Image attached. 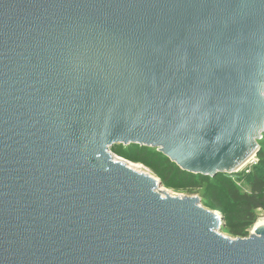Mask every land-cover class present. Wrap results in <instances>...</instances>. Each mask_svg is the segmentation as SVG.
Listing matches in <instances>:
<instances>
[{"label":"water","instance_id":"95a60500","mask_svg":"<svg viewBox=\"0 0 264 264\" xmlns=\"http://www.w3.org/2000/svg\"><path fill=\"white\" fill-rule=\"evenodd\" d=\"M263 135L264 0H0V264H264L114 155L215 178Z\"/></svg>","mask_w":264,"mask_h":264},{"label":"trees","instance_id":"16d2710c","mask_svg":"<svg viewBox=\"0 0 264 264\" xmlns=\"http://www.w3.org/2000/svg\"><path fill=\"white\" fill-rule=\"evenodd\" d=\"M259 143V163L247 173L249 192H243L230 178V174L212 178L185 172L156 148L130 145L125 147V152L119 147L114 152L146 165L166 186L182 185L181 188L191 194L200 193L204 206L223 214L228 232L245 238L249 236L248 229L258 222V211L264 210V135Z\"/></svg>","mask_w":264,"mask_h":264},{"label":"rangeland","instance_id":"374dc122","mask_svg":"<svg viewBox=\"0 0 264 264\" xmlns=\"http://www.w3.org/2000/svg\"><path fill=\"white\" fill-rule=\"evenodd\" d=\"M119 148L121 150H123L124 152L127 150V148H125V146H122ZM114 155H116V157L120 158L121 160H125L126 162H128L129 164H131L134 168H136L137 170L139 171H144V172H148L152 175H154L155 177H158L150 168H148L146 165L142 164V163H137V162H134V161H131L129 159H126L124 158L123 156L117 154L116 152H114ZM259 163V158L257 157V160L254 164L252 165H249L247 168H245L244 170H241L240 172L238 173H235V174H232L230 175V178L237 184V186L239 188H241V190L243 192H249L250 191V184H249V178L247 177V173H249L250 171L254 170L256 165ZM228 175V174H227ZM159 178V177H158ZM160 179V178H159ZM161 180V179H160ZM162 181V180H161ZM163 183V182H162ZM182 185H178L176 187H169V186H166L164 185L163 183V187H162V191L163 192H166L172 196H176V197H185V196H189V197H193V196H200V193H189L186 189L184 188H181ZM203 203V202H202ZM206 207V206H205ZM208 208V207H206ZM210 209V208H208ZM211 210V209H210ZM220 215L223 216V214L221 212H218ZM258 216H259V219L260 218H263L264 217V210H260L258 211ZM258 219V220H259ZM227 226V223L225 222V219H224V227L222 228L221 230V233L226 236V237H230V238H239V237H236V236H233L231 235L229 232H228V228L226 227ZM248 232H249V236L254 232V226L249 228L248 229ZM247 236V237H249ZM245 237V238H247Z\"/></svg>","mask_w":264,"mask_h":264},{"label":"bare ground","instance_id":"6f19581e","mask_svg":"<svg viewBox=\"0 0 264 264\" xmlns=\"http://www.w3.org/2000/svg\"><path fill=\"white\" fill-rule=\"evenodd\" d=\"M256 160H257V159L254 157V158L252 159V161H250L246 166L242 167V168H243L242 170H244L245 168H247L249 165L254 164V163L256 162ZM262 226H264V217H263V218H260V219L258 220V222L256 223V225L254 226V232H255L259 227H262Z\"/></svg>","mask_w":264,"mask_h":264}]
</instances>
